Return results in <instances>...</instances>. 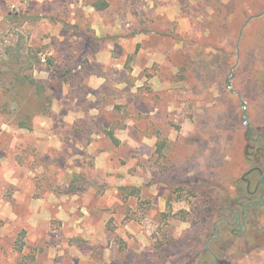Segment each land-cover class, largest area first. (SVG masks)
I'll return each mask as SVG.
<instances>
[{"label": "rangeland", "instance_id": "1", "mask_svg": "<svg viewBox=\"0 0 264 264\" xmlns=\"http://www.w3.org/2000/svg\"><path fill=\"white\" fill-rule=\"evenodd\" d=\"M96 1L0 0V264H264V0Z\"/></svg>", "mask_w": 264, "mask_h": 264}, {"label": "trees", "instance_id": "2", "mask_svg": "<svg viewBox=\"0 0 264 264\" xmlns=\"http://www.w3.org/2000/svg\"><path fill=\"white\" fill-rule=\"evenodd\" d=\"M93 7L98 9V10H103V9L108 7V2L106 0H97L96 2L93 3ZM234 40L235 41L241 40L240 36L237 37V39L234 38ZM258 134L264 135V133H258ZM108 135L115 142H117V140L113 136L112 132H108ZM256 136H257V134H256ZM256 136H254L253 138H255ZM247 140H248V145L246 147L247 159L250 161L251 157L249 155H252L254 158L252 163H254V165L252 164L253 166L245 174V176L247 177V179H248V177H251V176L260 177V179H257L256 181H254V183H252V180H250V178H249L248 180L245 181L244 189H245L246 199L250 202H255V201H258V200H256L257 197H255V196L258 195V197L260 198V196L262 194L264 195V182L261 181V176L264 174V138H259L258 140H251V139L247 138ZM259 162H261L262 164H259ZM261 200L262 199L260 198V201ZM243 206L244 205H238L237 209H239V211H241L244 214V211L242 210ZM233 218L235 219V216H233Z\"/></svg>", "mask_w": 264, "mask_h": 264}, {"label": "flooded vegetation", "instance_id": "3", "mask_svg": "<svg viewBox=\"0 0 264 264\" xmlns=\"http://www.w3.org/2000/svg\"><path fill=\"white\" fill-rule=\"evenodd\" d=\"M259 135V138H264V135H262V134H257V136ZM256 136V137H257ZM253 137V136H252ZM249 138V137H248ZM258 138V139H259ZM250 139V138H249ZM257 139V140H258ZM261 181L262 182H264V175H262L261 176ZM263 194L260 196V198L262 199L263 198ZM260 204V201H255V202H250V203H248V204H245L243 207H242V210L244 211V217H243V219H242V221L241 222H244L247 218H248V211L253 207V206H255V205H259ZM242 213V212H241ZM233 216H235V219L233 218V221L234 222H238V220H239V215H238V212H234L233 214H232V217ZM234 222H232V223H230L231 225L234 223Z\"/></svg>", "mask_w": 264, "mask_h": 264}, {"label": "water", "instance_id": "4", "mask_svg": "<svg viewBox=\"0 0 264 264\" xmlns=\"http://www.w3.org/2000/svg\"><path fill=\"white\" fill-rule=\"evenodd\" d=\"M264 12L258 14V16L262 15ZM234 67V66H233ZM233 78V71L231 70L230 72V78L229 80L227 81V84L230 85V79ZM241 106L243 107V123L247 125V129H248V137L251 139V140H257L259 138V135L255 138L252 137V128L251 126L249 125V122L248 120L246 119V104L244 101L241 102ZM260 204H262L260 202Z\"/></svg>", "mask_w": 264, "mask_h": 264}]
</instances>
